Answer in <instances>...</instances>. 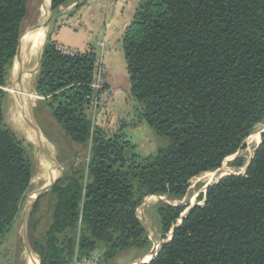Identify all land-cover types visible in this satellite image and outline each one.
Listing matches in <instances>:
<instances>
[{
    "label": "trees",
    "instance_id": "trees-1",
    "mask_svg": "<svg viewBox=\"0 0 264 264\" xmlns=\"http://www.w3.org/2000/svg\"><path fill=\"white\" fill-rule=\"evenodd\" d=\"M27 11L28 0H0V236L19 216L33 177L3 105ZM123 44L141 114L169 144L142 156L122 131L95 124L86 106L96 52L70 55L48 41L36 89L89 155L46 190L53 201L41 264H70L98 248L100 262H115L148 248L138 214L144 199L181 198L191 178L219 168L264 122V0H142ZM201 200L190 209L160 206L165 241L140 264H264V133L246 171L212 183Z\"/></svg>",
    "mask_w": 264,
    "mask_h": 264
},
{
    "label": "rangeland",
    "instance_id": "rangeland-1",
    "mask_svg": "<svg viewBox=\"0 0 264 264\" xmlns=\"http://www.w3.org/2000/svg\"><path fill=\"white\" fill-rule=\"evenodd\" d=\"M42 1L43 0H28V11L22 23L21 36L26 31L34 27L38 20L41 19V12L43 15L41 6ZM49 3L50 1L47 2V15L49 13ZM96 54L98 55V53ZM35 55L36 54H34V57ZM14 63H12L8 69L7 81L4 86V90L6 92L3 100L5 124L17 134L20 140H22L31 162L33 177L29 189L23 199L19 216L14 222L11 230L5 235L0 236V264H34V259L36 264L42 257L41 236L51 220L53 195L50 191H46L45 194L39 195L34 201L31 194L36 189L50 182V180H52V178L57 174V167L48 153H52L58 159L62 168V175L64 172L70 170L71 167L83 165V163L87 161L89 153L88 150L81 149L79 145L73 143L66 136L64 131L54 119L51 111L52 109L47 100L44 96L38 93L36 89L37 77L39 73L38 69L34 72V74H31V77L28 80V90L29 93L33 95L30 100V104L32 106L29 119L34 120L38 126L39 133L44 140L45 148L41 146L39 140H37L38 138L36 133L33 130L34 128L28 123L27 119L23 117L21 112H19L16 99H14L15 96L12 92L13 90H16L14 89ZM36 63L37 60L31 63L25 62L24 67L27 69L26 71L35 66ZM22 97L23 96L21 94V100H23ZM130 98L134 106L133 112L125 117L122 121V127L114 132L120 133V131H122L124 138L133 145V151L135 153L142 156L155 155L159 148L169 144V140L166 137L158 135L155 129L149 125L146 119L142 116L140 104L135 99L132 90H130ZM89 99L90 101L86 106V112L88 114H91L92 112L106 114L107 112L112 111L110 105L114 99L110 102H104L97 105L92 102L93 96ZM252 133L259 134L260 140L258 142H251ZM252 133L246 139L245 147L228 156L219 168L203 171L191 178L186 193L181 198H173L168 194L148 195L139 206L138 214L148 231L150 245L148 248H144L142 250H130L126 254L118 257L115 262L108 261V263H103L130 264L143 262L148 255L160 247L161 242L164 240L161 232V221L159 215L160 206L163 203L172 205H188L189 209L197 203H202V195L206 193V188L210 183H213L230 173H241V171H243L242 167L245 166L249 158L251 159L257 145L263 140L264 122L258 124ZM131 152L128 151L127 154L130 155ZM215 170L220 171V174L217 176L218 178L216 177L209 182L205 177V173ZM27 214H29L28 241L33 254H30L27 251L24 243V225ZM97 250H99V248Z\"/></svg>",
    "mask_w": 264,
    "mask_h": 264
},
{
    "label": "crops",
    "instance_id": "crops-1",
    "mask_svg": "<svg viewBox=\"0 0 264 264\" xmlns=\"http://www.w3.org/2000/svg\"><path fill=\"white\" fill-rule=\"evenodd\" d=\"M141 1L78 0L52 10V0H50L48 4L49 17L43 22L44 16L41 12L42 19L38 20L36 25L31 28L36 27L32 32L43 28L45 38L35 57L33 55L31 62L37 60V63L28 70L30 74H34L39 69L41 49L43 50L45 44L50 40L80 51H85L89 46H92L94 52L102 55L107 67L108 84L116 88V95L110 105L111 112L106 114L92 112L89 115L95 124L105 127L110 132L121 128L122 121L133 112L134 106L130 98L131 79L123 39L127 28L134 20ZM43 2L44 0L42 4ZM39 24H42V27L38 28ZM29 43L26 46V53L30 51ZM36 66L37 69L32 72L31 70ZM100 254L101 248L96 249L92 255L99 257ZM136 263L138 262L130 264ZM100 264L104 263L100 262Z\"/></svg>",
    "mask_w": 264,
    "mask_h": 264
},
{
    "label": "bare ground",
    "instance_id": "bare-ground-1",
    "mask_svg": "<svg viewBox=\"0 0 264 264\" xmlns=\"http://www.w3.org/2000/svg\"><path fill=\"white\" fill-rule=\"evenodd\" d=\"M49 1L50 0H44V2L42 4V11H43V16H44L43 22L48 17V15H47V12H48L47 11V2H49ZM43 22H41V23H43ZM37 27L38 28L42 27V24H39ZM35 28L30 29V30H28L26 32L24 31L25 33L22 34V36H21L20 55H18L16 57L15 63H14V67H13V74H14V77H15V79H14V87L15 88L14 89H16V90H13L12 92H13V94L15 96L14 99H16V102H17V108H18L19 112H21V114L23 115V117L25 119L30 118V112H31V106H32L30 104V100L32 99L33 95L30 94L29 90H28V87H29V85H28L29 81L28 80L30 79L31 74H30L29 71H26L27 69H25L24 64H25V62H27V63L31 62V60L33 59V55L37 53L38 49L41 47L40 44L43 43L44 38H45V30H43V28H41L40 30H38L36 32H32V31H35L34 30ZM28 42H30L29 43L30 51L28 52L29 54L25 52ZM31 45H32V47H31ZM12 92H11V94H12ZM21 94L23 96L22 97L23 100H21ZM33 130L36 133V136L38 138L37 140H39V143L41 144V146L43 148H45L44 140H43L41 134L39 133V131H36L35 129H33ZM251 138H252L251 142H254V141L258 142L260 140V136L257 133L251 135ZM249 160H250V158H249ZM249 160H248V162H249ZM248 162L245 164V166L242 167L243 171L246 169V166H247ZM218 170L208 171V172L205 173V177L208 179L209 182H211V180H213L214 178H216L220 174V171H218ZM243 171H241V172H243ZM58 174H60V171L57 169V174L53 178H55ZM150 257H151V254L148 255L145 260H149ZM34 264H35V259H34Z\"/></svg>",
    "mask_w": 264,
    "mask_h": 264
},
{
    "label": "built area",
    "instance_id": "built-area-1",
    "mask_svg": "<svg viewBox=\"0 0 264 264\" xmlns=\"http://www.w3.org/2000/svg\"><path fill=\"white\" fill-rule=\"evenodd\" d=\"M101 44V43H100ZM59 50L66 54L75 55L78 50L62 46L57 44ZM93 51V47L89 46L85 52ZM94 94L92 102L94 104H101L104 102H110L116 95V88L113 85L108 84L107 81V67L104 63V59L101 54H98L94 63V77L90 84ZM70 264H100L99 257L79 256L75 255L73 261Z\"/></svg>",
    "mask_w": 264,
    "mask_h": 264
},
{
    "label": "water",
    "instance_id": "water-1",
    "mask_svg": "<svg viewBox=\"0 0 264 264\" xmlns=\"http://www.w3.org/2000/svg\"><path fill=\"white\" fill-rule=\"evenodd\" d=\"M48 17H49V16H48ZM20 47H21V38H20V42H19V46H18V50H17V53H16L15 58H16L18 55H20ZM42 52H43V50L41 49V53H40L39 63H38V65L41 63ZM36 69H37V66L34 67L31 71L34 72ZM27 121H28V123H29V124H30V125L36 130V131H39L38 126L36 125V123H35L34 120H30L29 118H27ZM261 142H262V141H261ZM261 142H259V144L257 145L256 149L259 147V145L261 144ZM256 149H255V151H256ZM255 151H254V153H255ZM48 154H49L50 158L52 159V161L54 162V164H55V166L57 167V169L60 171V174H58L55 178H53L52 180H50V182H48V183L45 184L44 186H42V187H40V188H38V189H36L35 191L32 192L31 197H33L32 199H34V201L37 199V197H38L41 193H43L44 191L48 190L53 184H55L56 181H57V180L61 177V175H62V168H61V166H60V163H59L58 159H57L52 153H48ZM253 155H254V154H253ZM252 158H253V156H252L251 159L249 160V162H248V164H247V166H246V169H247V167L249 166V164L251 163ZM245 171H246V170H245ZM245 171H244V172H245ZM244 172H241V173H244ZM230 174H232V173H230ZM230 174H227V175H230ZM220 179H221V178H220ZM218 180H219V179H218ZM218 180H217V181H218ZM217 181H215V182H217ZM213 183H214V182H213ZM211 184H212V183H210L209 185H211ZM209 185H208V186H209ZM208 186H207V188H208ZM207 188H206V189H207ZM189 209H190V208H189ZM28 220H29V214H27L26 219H25V225H24V243H25V246H26V248H27V251H28L30 254H33V251H32V249H31L30 244H29V241H28ZM164 241H165V240H164ZM158 249H159V248H157L154 252L151 253V257H150V259H152V257H153L154 255L157 254ZM150 259H149V260H150ZM149 260H143V262H147V261H149ZM140 263H142V262H138V263H136V264H140ZM37 264H41V260H40V259L38 260Z\"/></svg>",
    "mask_w": 264,
    "mask_h": 264
}]
</instances>
